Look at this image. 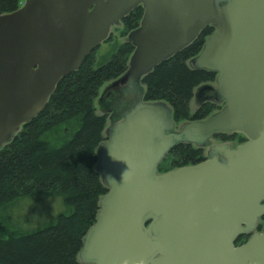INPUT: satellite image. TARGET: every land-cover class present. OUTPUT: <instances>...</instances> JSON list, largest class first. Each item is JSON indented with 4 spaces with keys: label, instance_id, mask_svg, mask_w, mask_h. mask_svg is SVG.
<instances>
[{
    "label": "water",
    "instance_id": "obj_1",
    "mask_svg": "<svg viewBox=\"0 0 264 264\" xmlns=\"http://www.w3.org/2000/svg\"><path fill=\"white\" fill-rule=\"evenodd\" d=\"M138 5L142 20L128 35L135 50L115 83L140 88V96L99 146L108 191L79 262L264 264V231L236 245L264 214V0H26L1 13L0 149ZM209 26L215 30L191 65L218 72L216 99L227 104L177 129L166 101L143 100L141 79ZM234 133L247 140L158 171L175 145Z\"/></svg>",
    "mask_w": 264,
    "mask_h": 264
},
{
    "label": "trees",
    "instance_id": "obj_2",
    "mask_svg": "<svg viewBox=\"0 0 264 264\" xmlns=\"http://www.w3.org/2000/svg\"><path fill=\"white\" fill-rule=\"evenodd\" d=\"M21 1L0 0V14L16 10ZM143 13L141 5L133 8L123 18L119 36L110 34L78 70L65 75L45 108L0 150V264H80L84 237L96 221L101 196L108 191L97 170V149L106 139L107 115L97 114L95 99L106 82L127 71L135 46L121 37L139 26ZM213 30L204 29L190 45L142 78L144 99L168 102L176 123L205 119L221 109L206 101L191 111L195 89L215 81L217 73L194 69L188 61L201 51ZM217 138L245 139L240 134ZM200 158V149L178 144L159 169L196 163ZM48 200L61 204L51 221L36 224L32 217L24 219L33 207Z\"/></svg>",
    "mask_w": 264,
    "mask_h": 264
},
{
    "label": "rangeland",
    "instance_id": "obj_3",
    "mask_svg": "<svg viewBox=\"0 0 264 264\" xmlns=\"http://www.w3.org/2000/svg\"><path fill=\"white\" fill-rule=\"evenodd\" d=\"M123 27V23H120L118 24L117 26H113L112 29H111V34L114 35V36H119L120 34V29H122ZM121 38H124L126 39L127 37H121ZM120 38V40H122ZM104 46V45H103ZM110 84V83H109ZM108 82L104 84V86L101 88L102 90L107 86L109 85ZM211 84V86L215 87L216 86V83H209ZM107 91H113V89H109L107 88ZM201 92L200 88L198 87L196 90H195V96L194 98L192 99L191 101V110L192 111H195L202 103V99L201 96L199 95V93ZM102 93H106V90L102 91L101 92V96H99L97 99H95V106H96V109H97V114L99 115H102L106 112H109V105L108 104H111V102L108 101L107 97L102 98ZM103 99V100H102ZM218 103H221L222 105L224 103L222 102H218ZM110 114V113H109ZM107 114V115H109ZM107 126H106V129H105V136H108L109 134V128L111 127V125L114 124V121H116L113 117H110L108 116L107 118ZM182 125V123L180 124ZM219 141H217L216 139H212L211 140V143L214 144V143H217ZM231 144L232 145H236V140H230ZM206 150H208V146L205 148ZM59 207V208H58ZM60 208H61V204H60V201H55V200H48L46 201L45 203L43 204H40L38 206H35L33 207L31 210H30V213H28L24 219L27 221L28 220V217H32L36 220H34V222L37 224H43V223H46V222H49L51 221L56 215L57 213L60 211ZM58 209V210H56Z\"/></svg>",
    "mask_w": 264,
    "mask_h": 264
},
{
    "label": "flooded vegetation",
    "instance_id": "obj_4",
    "mask_svg": "<svg viewBox=\"0 0 264 264\" xmlns=\"http://www.w3.org/2000/svg\"><path fill=\"white\" fill-rule=\"evenodd\" d=\"M111 88L113 89L112 108L114 109V111L111 112L110 116L115 118L121 115V113H123L125 110H127L129 107L133 105V103L137 100L139 96V89L128 90L124 88V86H121V85L112 86ZM200 90L201 92L199 93V95L201 96V98L209 97V95L211 94L210 89L207 87H203ZM216 140L219 142L214 143V144H219V143L224 142V139H216ZM184 144H190V143H184ZM210 145H213V144L210 143ZM192 146L194 147V145ZM195 148H198L201 151V158L196 163H200L209 157V154H210L209 147H208V150L202 147H198V146H196ZM262 202L264 203V200ZM263 230H264V214L258 218L255 231H263Z\"/></svg>",
    "mask_w": 264,
    "mask_h": 264
}]
</instances>
